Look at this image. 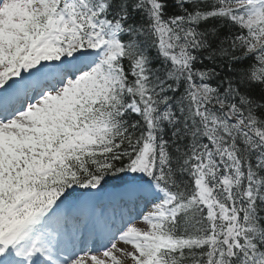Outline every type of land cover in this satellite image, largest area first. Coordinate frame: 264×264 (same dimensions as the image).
Wrapping results in <instances>:
<instances>
[{"label":"snow or ice","instance_id":"snow-or-ice-1","mask_svg":"<svg viewBox=\"0 0 264 264\" xmlns=\"http://www.w3.org/2000/svg\"><path fill=\"white\" fill-rule=\"evenodd\" d=\"M0 264H264V0H0Z\"/></svg>","mask_w":264,"mask_h":264}]
</instances>
